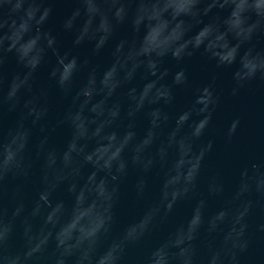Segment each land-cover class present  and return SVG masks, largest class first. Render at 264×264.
I'll list each match as a JSON object with an SVG mask.
<instances>
[{
  "label": "clouds",
  "instance_id": "obj_1",
  "mask_svg": "<svg viewBox=\"0 0 264 264\" xmlns=\"http://www.w3.org/2000/svg\"><path fill=\"white\" fill-rule=\"evenodd\" d=\"M74 3L64 31L94 56L110 47L106 65L61 51L50 0H0V113H19L13 127L0 122V264H264V151L210 166L212 133L230 144L240 117L217 130L216 76L194 86L184 67L199 53L231 70L233 97L264 85V0ZM9 54L22 69L10 79ZM49 56L67 101L55 116L36 83ZM178 89L191 93L180 110ZM130 177L143 208L121 226Z\"/></svg>",
  "mask_w": 264,
  "mask_h": 264
},
{
  "label": "water",
  "instance_id": "obj_2",
  "mask_svg": "<svg viewBox=\"0 0 264 264\" xmlns=\"http://www.w3.org/2000/svg\"><path fill=\"white\" fill-rule=\"evenodd\" d=\"M53 9L51 17L46 25L54 35L57 36L61 51H70L78 55L81 59L92 58L97 63L106 65L110 62L111 48L106 47L99 56L93 55V45L89 43L74 45L75 34L66 32L63 29V21L67 18L72 10L76 7L74 0H50ZM126 30H121V35H125ZM258 47H264V41H261ZM55 63V57L49 56L48 62L43 65L37 73L36 83L38 86L46 87L49 90V101L53 116L61 112L67 104V101L57 91L55 86L49 80V70ZM166 67L171 72L177 70L174 61L166 62ZM186 68L190 81L194 86H199L209 82L213 75L216 76L218 88L223 90V103L215 115L216 129H223L235 117H240V126L233 141L229 144L224 137L218 132H213L211 137L214 139V145L210 156L209 164L211 167H223L228 169L235 165L237 160L245 155H250L254 149L264 151V85L254 82L246 89H242L240 93L233 97L230 95L232 86L231 70H222L215 68L214 64L208 61L199 53L191 57L186 64ZM22 69L17 64L15 57L9 54L4 65V73L10 79L11 76ZM176 110H180L187 104L191 98L190 91L178 89L176 92ZM19 117L16 111H8L7 108L0 113V122H2L5 130L13 127ZM56 142L63 143L67 136V131L58 129L56 131ZM17 181H9V190L13 189ZM133 178L122 186L121 199L116 206V215L119 225H124L136 218L142 211L143 205L138 204L134 198L132 188ZM31 194V189L27 190ZM153 187V195L155 194ZM57 195L61 198H68L66 192H59ZM185 209L180 208L176 212V216L180 217L184 214ZM130 255L135 256L136 250Z\"/></svg>",
  "mask_w": 264,
  "mask_h": 264
}]
</instances>
